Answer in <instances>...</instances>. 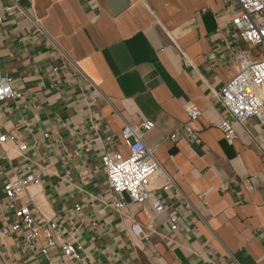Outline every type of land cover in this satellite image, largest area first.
<instances>
[{
    "label": "crops",
    "instance_id": "0c3cea01",
    "mask_svg": "<svg viewBox=\"0 0 264 264\" xmlns=\"http://www.w3.org/2000/svg\"><path fill=\"white\" fill-rule=\"evenodd\" d=\"M238 10L235 0H0V73L21 95L0 103V231L30 204L80 264H264V126L234 123L228 143L215 99L240 60L261 57L233 32ZM187 104L201 112L199 140H169ZM127 126L160 165L150 191L162 213L150 200L116 208L102 158L129 156ZM29 175L36 182L8 198V180ZM24 236L0 237V264H61L43 234L33 246Z\"/></svg>",
    "mask_w": 264,
    "mask_h": 264
},
{
    "label": "built area",
    "instance_id": "2783aa9c",
    "mask_svg": "<svg viewBox=\"0 0 264 264\" xmlns=\"http://www.w3.org/2000/svg\"><path fill=\"white\" fill-rule=\"evenodd\" d=\"M235 1L239 10L232 19L233 32L241 41L257 50L261 57L253 60H240L236 75L216 95L215 99L221 103L228 114L219 129L230 144L236 139L234 123L242 125L254 118L264 126V0ZM12 10V8H7L5 12ZM20 98L21 95L12 88L10 78L0 73V103ZM185 109L190 119L189 122L168 139L177 141L187 135L198 142V133L193 129V124L201 117V112L191 104H187ZM153 128L152 122H146L141 126L144 132ZM122 137L129 150V156L105 154L102 158L109 187L118 197L116 208L120 210L128 204H140L150 200L158 213L164 212L163 204L153 198L150 191L151 182L160 171V165L152 150L146 148L138 131L133 127L127 126L122 132ZM5 142L6 137L1 136L0 152ZM22 150H25V146ZM35 182L36 178L33 175L8 180L5 186L6 195L14 200ZM15 216V222L8 229L0 231L1 238L24 232L25 242L33 246L41 233L46 239L48 248L58 247L62 251L61 264L81 263L79 249L70 243L59 242V232L54 224H47L41 229L37 226L30 204L17 208ZM176 221L175 218L172 220L174 224Z\"/></svg>",
    "mask_w": 264,
    "mask_h": 264
}]
</instances>
